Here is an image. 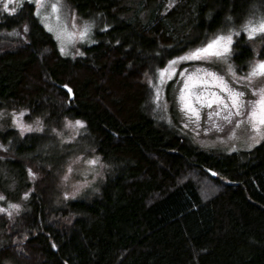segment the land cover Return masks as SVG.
<instances>
[{
    "label": "trees",
    "instance_id": "1",
    "mask_svg": "<svg viewBox=\"0 0 264 264\" xmlns=\"http://www.w3.org/2000/svg\"><path fill=\"white\" fill-rule=\"evenodd\" d=\"M68 1L108 23L73 58L59 53L31 3L0 15V109L56 126L81 119L112 170L91 198L57 205L55 174L41 163L46 140L2 131L0 204L19 207L0 208V264H264V139L217 153L147 106L151 68L264 13V0ZM232 49L235 59L253 54L243 35Z\"/></svg>",
    "mask_w": 264,
    "mask_h": 264
},
{
    "label": "rangeland",
    "instance_id": "2",
    "mask_svg": "<svg viewBox=\"0 0 264 264\" xmlns=\"http://www.w3.org/2000/svg\"><path fill=\"white\" fill-rule=\"evenodd\" d=\"M24 1L33 5L35 16L64 57L82 55L108 28L104 18L82 16L68 0H0V15L14 12ZM239 35L250 42L252 57L234 58L232 44ZM263 36L264 13H260L216 31L204 43L167 57L161 65L154 64L147 77V106L153 116L203 149L226 154L256 147L264 139V58L259 56ZM9 128L15 136L34 133L46 140L41 163L55 174L57 205L91 198L112 170L95 150L81 119L65 118L56 126L27 118L22 109H0V133ZM28 178L31 186L34 173ZM204 182L210 188V182ZM18 207L13 201L0 206L8 212Z\"/></svg>",
    "mask_w": 264,
    "mask_h": 264
},
{
    "label": "water",
    "instance_id": "3",
    "mask_svg": "<svg viewBox=\"0 0 264 264\" xmlns=\"http://www.w3.org/2000/svg\"><path fill=\"white\" fill-rule=\"evenodd\" d=\"M63 88H64V89L66 90V92L68 93V95H69V99H72V98H73V93H72L71 88L68 87V86H64ZM206 170H207L208 172H210L213 176L215 175V172L212 171L211 169L206 168ZM65 264H68V263H65Z\"/></svg>",
    "mask_w": 264,
    "mask_h": 264
}]
</instances>
